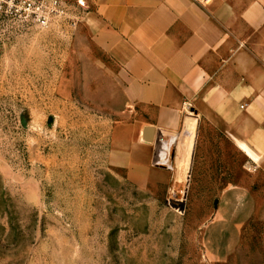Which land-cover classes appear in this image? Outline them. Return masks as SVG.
Segmentation results:
<instances>
[{"label": "rangeland", "instance_id": "1", "mask_svg": "<svg viewBox=\"0 0 264 264\" xmlns=\"http://www.w3.org/2000/svg\"><path fill=\"white\" fill-rule=\"evenodd\" d=\"M64 1L48 29L0 10V264H264V179L222 133L148 183L119 166L143 115Z\"/></svg>", "mask_w": 264, "mask_h": 264}, {"label": "crops", "instance_id": "2", "mask_svg": "<svg viewBox=\"0 0 264 264\" xmlns=\"http://www.w3.org/2000/svg\"><path fill=\"white\" fill-rule=\"evenodd\" d=\"M68 1L85 9L81 28L143 115L113 131L130 178L168 173L173 147L179 162L208 124L264 179V0Z\"/></svg>", "mask_w": 264, "mask_h": 264}, {"label": "built area", "instance_id": "3", "mask_svg": "<svg viewBox=\"0 0 264 264\" xmlns=\"http://www.w3.org/2000/svg\"><path fill=\"white\" fill-rule=\"evenodd\" d=\"M208 2L209 0H199ZM64 0H0V10L28 25L48 29L61 14ZM242 109L245 106H241Z\"/></svg>", "mask_w": 264, "mask_h": 264}, {"label": "water", "instance_id": "4", "mask_svg": "<svg viewBox=\"0 0 264 264\" xmlns=\"http://www.w3.org/2000/svg\"><path fill=\"white\" fill-rule=\"evenodd\" d=\"M181 204H180V210L183 212L184 211V209H185V204H184V202H180ZM177 207V206H176Z\"/></svg>", "mask_w": 264, "mask_h": 264}]
</instances>
